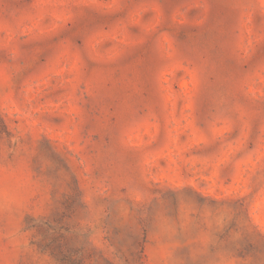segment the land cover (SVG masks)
Returning a JSON list of instances; mask_svg holds the SVG:
<instances>
[{
  "label": "rangeland",
  "instance_id": "374dc122",
  "mask_svg": "<svg viewBox=\"0 0 264 264\" xmlns=\"http://www.w3.org/2000/svg\"><path fill=\"white\" fill-rule=\"evenodd\" d=\"M0 264H264V0H0Z\"/></svg>",
  "mask_w": 264,
  "mask_h": 264
}]
</instances>
